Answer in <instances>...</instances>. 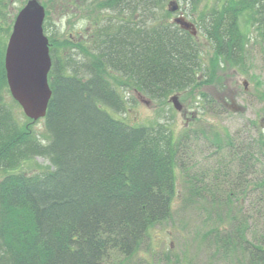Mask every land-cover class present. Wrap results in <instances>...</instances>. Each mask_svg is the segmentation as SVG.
I'll return each mask as SVG.
<instances>
[{
    "label": "trees",
    "instance_id": "obj_1",
    "mask_svg": "<svg viewBox=\"0 0 264 264\" xmlns=\"http://www.w3.org/2000/svg\"><path fill=\"white\" fill-rule=\"evenodd\" d=\"M164 1L97 0L112 16L98 17L88 46L49 38L47 143L34 122L17 117L13 98L6 100L0 35V264H126L152 228L188 211L202 215L200 240L214 257L264 264V132L257 122L225 136L203 127L176 136L166 123L133 125L114 115L127 106L119 87L167 102L209 77L197 38L153 12ZM203 1L177 0L192 3L221 64L245 68L251 42L264 44V0H216L200 12ZM199 92L206 107H217L208 111L227 112ZM37 157L50 166L20 170Z\"/></svg>",
    "mask_w": 264,
    "mask_h": 264
},
{
    "label": "rangeland",
    "instance_id": "obj_2",
    "mask_svg": "<svg viewBox=\"0 0 264 264\" xmlns=\"http://www.w3.org/2000/svg\"><path fill=\"white\" fill-rule=\"evenodd\" d=\"M39 1L46 8L45 35L48 38L55 37V40L64 43H71L70 46H75L79 40L82 41L80 44L84 43L88 46L92 42V32L98 26V17L112 16L104 7L96 3L97 0ZM27 2L28 0H0V35L6 40V44L12 33L15 18ZM215 3L216 0H204L199 11H207L215 6ZM158 6L153 7L152 10L157 13L156 16L163 19L162 22L166 21L165 23L169 22L179 27L175 20L184 17L195 24L198 30L196 38L201 44L203 63L208 67L205 72L209 73V77L202 74L199 84L195 87L196 90L173 93L168 97L167 102L152 100L129 87H119L127 106L125 112L114 113L115 117L133 125L166 123L176 136L183 135L188 128L196 127L212 128L219 131L221 136H225L227 133L233 134L238 129L244 128L248 122H257L264 132V44L254 40L251 42L245 68L229 65L223 60L224 65H222L220 59L216 57L211 42L201 29L199 15L190 11L192 3L182 4L181 7L177 0H165ZM173 7H176L175 11H171ZM166 11L170 14L167 15ZM151 15L153 16V13ZM160 19L158 21H161ZM243 25L245 26L244 21ZM243 30L246 32L249 28L244 27ZM106 77L112 83H118L114 75L109 74ZM244 82L247 84L245 85ZM199 91L209 95L211 99H216L227 112L217 115L208 111L212 110L211 106L214 103L206 107ZM174 95L179 97L181 111H177L170 101ZM11 99L12 97L6 98L7 102H11ZM224 102L227 105H224ZM15 113L24 123L30 120L24 115L20 106ZM32 127L39 139L47 143L43 137L45 134L43 119L32 123ZM198 159L202 167L206 163L205 157L199 154ZM49 166L50 162L46 158L37 157L24 161L20 170L38 173ZM176 172L178 190L181 192L184 189L185 179L179 169ZM4 176L5 173L0 172V181ZM174 205L175 208L179 207L177 199ZM200 216L202 215L198 216L189 211L180 212L179 218L176 219L175 216L174 220L152 228L145 245L126 264H227L214 257L211 249L200 240V235L205 230Z\"/></svg>",
    "mask_w": 264,
    "mask_h": 264
},
{
    "label": "water",
    "instance_id": "obj_3",
    "mask_svg": "<svg viewBox=\"0 0 264 264\" xmlns=\"http://www.w3.org/2000/svg\"><path fill=\"white\" fill-rule=\"evenodd\" d=\"M175 10L176 7L171 9ZM45 18L46 9L42 3L28 0L15 18L5 52V70L11 97L33 122L47 116L53 95L49 83L52 58L49 38L44 32ZM175 23L197 36L196 26L184 17L176 19ZM170 101L177 111L182 110L178 95L172 96Z\"/></svg>",
    "mask_w": 264,
    "mask_h": 264
},
{
    "label": "flooded vegetation",
    "instance_id": "obj_4",
    "mask_svg": "<svg viewBox=\"0 0 264 264\" xmlns=\"http://www.w3.org/2000/svg\"><path fill=\"white\" fill-rule=\"evenodd\" d=\"M224 105H227L225 102H224ZM262 125V124H261Z\"/></svg>",
    "mask_w": 264,
    "mask_h": 264
}]
</instances>
